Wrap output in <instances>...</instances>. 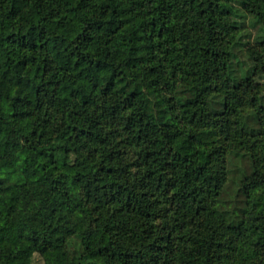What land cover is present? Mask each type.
Wrapping results in <instances>:
<instances>
[{"label": "trees", "instance_id": "trees-1", "mask_svg": "<svg viewBox=\"0 0 264 264\" xmlns=\"http://www.w3.org/2000/svg\"><path fill=\"white\" fill-rule=\"evenodd\" d=\"M248 16L264 33V0H0V264L51 232L43 264H264Z\"/></svg>", "mask_w": 264, "mask_h": 264}, {"label": "rangeland", "instance_id": "rangeland-1", "mask_svg": "<svg viewBox=\"0 0 264 264\" xmlns=\"http://www.w3.org/2000/svg\"><path fill=\"white\" fill-rule=\"evenodd\" d=\"M246 28H245V35L246 38L245 40H250L253 41L254 38H257L261 35H264L263 32L259 30V25H254L253 24V18L251 16H248L246 19ZM239 54L242 56L243 59H246L245 54L243 52H239ZM258 77L264 82V71H262ZM235 191V185H231L229 187V192L230 194H233ZM57 233L56 232H51L48 236L40 239V241L36 245V251L33 253L32 258H31V264H43L44 260L43 257L40 253V251L43 250H48V251H56L58 246H57ZM89 240L94 243H105L107 241V238L105 235L101 233L100 230H96L93 233L89 235ZM79 245L78 241L74 240L72 242V247H77Z\"/></svg>", "mask_w": 264, "mask_h": 264}]
</instances>
